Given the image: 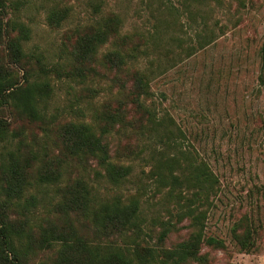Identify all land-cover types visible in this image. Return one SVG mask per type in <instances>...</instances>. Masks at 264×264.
Returning <instances> with one entry per match:
<instances>
[{"label":"rangeland","instance_id":"obj_1","mask_svg":"<svg viewBox=\"0 0 264 264\" xmlns=\"http://www.w3.org/2000/svg\"><path fill=\"white\" fill-rule=\"evenodd\" d=\"M7 1L8 17L21 21L30 30L29 39L22 42L29 82L37 80L51 88L50 97L41 105L45 122L8 119L10 130L23 131L25 143L36 137L33 152L60 172L59 181L50 186H36V165L28 177L32 186L26 193L39 199L27 216L34 236L38 238L43 229L53 228L56 232L72 231L92 245H123L137 239L140 244L167 250L188 238L192 230L187 220L178 221L180 207L165 198V188L158 191L156 177L141 174L150 169L142 159L151 150L162 149L163 144H156L148 134L130 126L114 130L108 137L110 160L133 167L131 175L114 186L95 176V171H103L95 161L83 163L62 155L57 136L58 128L69 123H87L98 129L99 113L107 108L114 110L117 100L125 97L121 83L129 85L133 72L147 69L152 62L154 67H160L152 69L154 78L145 105L155 108L158 117L170 116L174 132L181 133L177 140L180 148L199 155L218 176L217 194L210 199L204 235L223 240L225 248L216 250L202 245L205 264H264V81H259L264 0H210L208 7L192 0ZM171 5L174 10L169 11L167 7ZM52 11H66L58 26L47 21ZM111 14H117L122 21L120 34L129 36L125 48L137 45L140 53L147 54H138L136 61L116 72L104 61V55L115 48L110 41L98 50L91 63L77 62L70 55L77 36L92 29L101 15ZM204 22L213 30L214 38L198 48ZM154 24L162 31L156 51L151 50L150 44L144 45ZM174 36L182 47H193V55H178L180 49L171 45ZM78 68L84 73L78 75ZM18 76L23 77L22 71H18ZM1 146L0 143V154ZM129 152L133 154L128 156ZM80 178L94 187L97 202L115 196L125 200L137 197L143 232L136 238L129 233L130 238L103 236L85 218L75 213L64 217L55 210V205L63 202L69 183ZM10 213L13 217L18 210L12 207ZM170 224L177 231L169 233L160 244L158 236L163 226L170 228ZM235 225L238 235L251 229L254 247L249 252L241 250L234 239ZM58 248L59 244H55L37 251L28 262L54 264Z\"/></svg>","mask_w":264,"mask_h":264},{"label":"trees","instance_id":"obj_2","mask_svg":"<svg viewBox=\"0 0 264 264\" xmlns=\"http://www.w3.org/2000/svg\"><path fill=\"white\" fill-rule=\"evenodd\" d=\"M192 1L206 7L210 2ZM8 9V1L0 0V143L3 149L0 154V264H30V256L37 251L48 250L55 244H59V248L54 264H205L207 257L201 254L202 245L216 250L224 249L223 240L204 235L207 210L212 204L210 199L217 194L218 176L199 155L180 148L177 140L181 139L178 136L181 133L174 132L175 124L170 116L164 114L158 117L155 108L145 105L150 97L149 85L154 78L152 69L160 67L158 64L154 67L152 62L143 71L135 70L129 85L121 83L120 88L125 97L117 100L118 105L114 110L107 108L99 113L98 129L87 123H69L58 128L57 136L63 148L62 155L72 161H95L103 170L95 171V176L105 178L114 186L121 185L133 170L130 164H116L110 160L108 137L114 130L120 131L130 126L138 129L141 134H148L156 144H163L162 149H153L147 158L142 159L143 164L150 169L148 172L142 170L141 174L144 177H156L158 191L165 188V198L180 207L178 221L187 220L192 230L188 238L167 250L158 245L140 244L137 239L123 245H92L76 237L72 231L56 232L53 228L43 229L38 238L34 236L27 216L37 207L39 199L34 194L26 193L32 186L28 177L32 176V168L36 165V186H50L59 181L60 172L51 169L49 162L33 152L32 147L35 145L32 143H35L36 137L25 143L23 131L10 130L11 121L8 119L45 122L46 115L41 105L50 97L51 88L48 83L37 80L29 82L25 70L27 57L22 42L29 39L30 30L21 21L9 18ZM167 9L174 10V6ZM64 16L66 11L62 14L52 11L47 21L50 25L58 26ZM121 26L122 21L117 14L106 17L101 15L92 29L77 36L70 55L81 64L91 63L98 50L112 41L115 48L104 55L105 64L116 72L123 70L128 62L136 61L138 54L147 53H140L137 45L125 48L130 39L128 35L120 34ZM202 29V34L198 35V48L214 38L213 30L205 22ZM161 33L154 24L144 45L150 44L151 50L156 51ZM179 41L178 37H171L172 47L180 49L178 55H193L194 48H184ZM260 64L259 81L263 83L264 41L260 48ZM19 70L23 77L18 76ZM77 73L81 75L84 71L78 68ZM132 154L129 152L128 156ZM66 189L63 202L55 205V210H59L64 217L75 213L85 218L103 236L110 234L130 238L129 233L136 238L143 232L140 201L137 197L125 200L115 196L111 200L97 202L94 187L81 178L71 181ZM12 207L18 210V215L13 217L10 213ZM170 226L174 229L163 226L157 239L160 244L169 233L177 231L175 226ZM232 229L240 249L249 252L254 247L251 229L246 228L242 235L236 233V225Z\"/></svg>","mask_w":264,"mask_h":264}]
</instances>
